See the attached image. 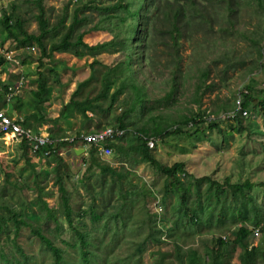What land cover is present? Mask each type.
I'll list each match as a JSON object with an SVG mask.
<instances>
[{"label": "rangeland", "instance_id": "1", "mask_svg": "<svg viewBox=\"0 0 264 264\" xmlns=\"http://www.w3.org/2000/svg\"><path fill=\"white\" fill-rule=\"evenodd\" d=\"M12 1L0 0V11L10 8ZM15 1L27 17L28 30L36 31V22L32 18L35 7L24 0ZM81 1L93 5L112 0ZM149 1L144 0L145 5ZM74 2L45 0L48 25H54L61 15L68 22ZM197 2V5L186 6L185 15L179 20L181 32L173 30L168 22L164 25L159 10L148 9L146 21L152 28L137 26L139 33L146 34L142 39H135L126 46L109 45L81 57L76 50L65 49L41 58L35 43H23L9 36L0 23V109L9 114L14 112L13 115L18 111L23 118L30 115L32 129L42 133L73 135L78 130L99 129L125 104L119 101L117 107L94 120L84 119L72 108L64 115L60 112L64 104L70 102L76 83L90 76L87 63L92 58H96L103 69L131 60L130 53L133 52L136 75L150 79L145 82L148 98L143 107L135 108L132 113L137 120L162 114L171 130L176 126L175 120L204 112L207 117H218L217 124L222 129L219 133L216 128H206L200 122L198 126L203 130L195 132V124L181 122L178 126L190 134L168 132L154 139L150 146L153 155L166 165L182 161L185 169L182 178L199 181L201 191L213 187V180L223 182L228 178L234 183L249 179L255 184L249 192L262 202L264 208V122L255 110L246 109L247 114L241 115L244 127L237 131L233 129L235 118L228 115L247 83L254 93L264 87V0H238L235 17L229 14L227 0ZM207 12L209 16L205 17ZM99 17L98 12L90 10L88 19L74 25L71 38L75 39L83 32V39L89 43L110 39L117 28H113L108 20H98ZM50 70H54L58 78ZM203 70L206 76L201 73ZM40 72L47 75V90L38 95L35 90ZM121 78L122 74L115 75L116 82L110 86V92ZM94 81L91 79L88 84H82L81 91L72 98L79 100L88 92L95 94L99 79L96 84ZM87 149L65 155V183L73 209L70 227L60 192L52 179L54 161H49V157H37L28 144L22 147L21 140L16 137L0 136V215L5 218V222L1 220L0 264H54L51 249L42 244L28 226L21 227L18 232L14 230L13 222L7 218L5 204L12 205L44 229L61 248L62 264H83L77 231L89 233V246L94 250L92 264H178L175 241L184 251L191 246L198 248L201 261L209 263L205 249L211 236L218 233L226 235L233 247L229 259L237 261L241 247L233 244V238L240 222H232L230 218L222 222L208 218L205 201L201 200L200 220L189 223L178 208V194L174 190L165 193L168 179L165 173L156 171L149 164L133 165L127 160L122 161L113 148L111 154L99 158L124 172L119 181L111 178L109 173L101 174L100 168L89 162ZM28 157L42 171L40 178L28 176ZM39 194L56 209L59 229L54 227V220L45 218L40 211L36 201ZM91 209L97 217L91 214ZM148 210L154 211L155 216L149 218ZM172 223L179 238L156 229L158 226L166 229ZM249 223L246 221L248 226ZM150 231L160 233L161 241L146 240L142 249L137 250L138 243ZM246 242L261 244L262 236L249 231Z\"/></svg>", "mask_w": 264, "mask_h": 264}, {"label": "trees", "instance_id": "2", "mask_svg": "<svg viewBox=\"0 0 264 264\" xmlns=\"http://www.w3.org/2000/svg\"><path fill=\"white\" fill-rule=\"evenodd\" d=\"M24 1L35 7L32 18H34L36 22V31L28 30L27 17L23 16V12L20 11V4L15 0L10 3V8L6 7L1 9L0 23L9 36H13L23 43H35L40 50V55H42L41 58L48 57L55 51L65 49L76 50L77 55L81 57L88 55L87 52L95 53L99 49L109 45L115 46L120 43L126 46V43L131 44L135 39H142L146 34L139 33L137 31V26H145L147 28L149 26L150 29L152 28V25L146 21L147 17L145 12L148 9L155 12L159 10L165 20L163 24L165 25V23L168 22L170 26L173 27V30L181 32L179 20L184 17L185 11L187 10L186 6L188 4H198L197 0H151L147 5H145L144 0H112L107 3H94L91 5L81 0H75L68 22L65 21L64 15H61L54 25L49 26L45 15V0ZM162 2H165L164 5L161 4ZM227 2L230 16L233 15L235 17L238 0H227ZM158 5L160 7H158ZM92 9L98 12L100 16L98 20H108L110 25H112L113 28H117V30L110 39L104 41L89 43L83 39V32L78 33L75 39H72L71 36L74 25L88 19L89 11ZM207 16H209L208 12L205 17ZM162 31L163 30H160L161 33ZM80 47H82V49ZM130 56L131 60L129 61H121L110 67L102 66L103 69L100 68L101 65L99 61L96 58H92V61L87 63L91 70L90 76L76 83V86L71 92L70 102L64 104L63 110H61L60 113L64 115L67 111L70 112L72 108L73 110L79 111L84 119L94 120L97 116L107 113L117 107L119 101L120 103H124L125 106L120 112L114 115V117L107 119L104 126L112 125L114 127L123 128L126 131L124 134L116 136L114 139L104 141L103 143L105 146L111 148L112 152L114 148L122 161L127 160V162L133 165L137 163L149 164L156 171L165 173L168 177L165 182V193L174 190L178 194V208L183 215L187 217L189 223H197L200 220L202 212L199 202L201 200L205 201V208L208 210L206 213L208 218L212 220L215 218L216 221L219 222L230 218L232 222H240L235 229V237L233 238V244L241 247L236 262L229 259V251L233 247L227 240L226 235L218 233L211 236L210 244L205 249V255H207L209 263L201 261L198 248L191 246L184 251L183 246L175 241L176 246L174 248L178 264H264V245H262V243L264 244V208L262 202L249 192V190L254 187V182L249 179L234 183L229 182L228 178H225L223 182L213 180L211 181L214 183L213 187H206L204 191H201L199 181H190L185 180L184 177L182 178L181 174H185L182 161H175L171 165L161 163L155 155H153L150 147L151 145L148 143V139H153L154 141V139L161 138L168 134V132L179 133L184 131L186 134H190L187 129H181L178 126L181 122H192V124H195V132L203 130V128L201 129V127L198 126L201 122L205 124L206 128H216L220 133L222 129L217 124L218 117H211L210 115L207 117L204 115V112L196 113L193 117L185 116L175 120L176 126L171 130L168 129L169 125L163 121L162 114H151L143 121L137 120L136 116L132 113L135 108L138 109V107H143L145 100L148 98V87H146L145 82L150 81V79L138 77L136 75L133 64V52L130 53ZM95 64L99 66H94ZM118 66H120V68L116 70L115 67ZM49 72L58 78V74L54 72V70H50ZM201 73L205 74L204 76L207 75L204 70ZM116 74H122V78L117 87L110 92V86L116 82H114ZM46 79L47 75L40 72L37 79L36 94L41 95L47 90ZM91 79L95 80V84L99 79V87L96 93L89 95L88 92L79 100L72 98L73 94L75 95L81 91L82 84H88ZM248 85L247 83L245 89L240 91L241 107L249 111L255 110L254 112L259 113L264 122V87L259 90L260 92L254 93ZM94 87H96V85ZM166 94L169 95L170 92L167 91ZM119 95L122 96L121 99ZM89 111L91 112L90 115ZM16 113L19 114L18 111H16ZM29 116L30 115L25 116L22 123L24 126L32 128ZM233 117L236 120V126H234L233 129L237 131L241 130L244 127L241 113L235 112ZM97 129L98 128L82 131L88 132ZM80 132L79 130L76 131L77 134ZM48 133L51 135L53 134L50 131ZM26 144L29 143L22 139L21 146L25 148ZM78 144L85 147L84 142L56 141L53 145L54 151L48 156L49 161H54L51 167L52 179L60 192L63 212L70 227H72L73 222V209L70 203V193L65 183L67 177V171L64 168L66 164L65 154L60 153V151L62 150L65 152L68 148H73ZM87 148L86 152L89 156V162L91 164H96L100 168L99 172L101 174L109 173L111 178L119 181L121 180L124 172L118 171L113 165L105 161L102 162L99 158L100 155L95 151L93 146ZM36 154L37 157L41 158L42 149L36 151ZM27 160L30 165L28 176L32 174V177L40 178L42 176V171L37 168V163L30 161V157H28ZM36 201L40 211L43 212V216L54 220V227L59 229L60 221L57 217L56 209L50 206L40 194L36 198ZM124 205H121V207ZM3 206L7 211V218L13 222L16 232H18L21 227L28 226L30 231L39 238L40 242L51 249L54 257V264L63 263L61 248L53 243L52 239L45 234L41 226L35 225L30 219L26 218L25 215L12 207V205L5 204ZM154 213V211L148 210L149 218L154 217ZM91 214L95 217L98 216L94 212V209H91ZM1 220L5 222L3 215H0V231L2 229ZM246 221L251 222L249 226L246 224ZM222 226L223 225H218L217 227ZM173 227L174 224L172 223L166 229L159 226L156 227V229L162 234L179 238L180 236L177 230H174ZM255 229L262 236L261 244L246 242L249 231H254ZM77 233L80 261L83 264H92L94 250L89 246V233L87 231H77ZM161 238L160 233L156 234L154 231H150L143 237L142 241L138 243L137 250L142 249L144 241H161ZM3 258L7 260L5 255H3Z\"/></svg>", "mask_w": 264, "mask_h": 264}, {"label": "built area", "instance_id": "3", "mask_svg": "<svg viewBox=\"0 0 264 264\" xmlns=\"http://www.w3.org/2000/svg\"><path fill=\"white\" fill-rule=\"evenodd\" d=\"M237 104L234 109L228 113V115H234L235 112L247 114V110L241 107V96L238 93ZM23 117L21 115L9 114L5 110L0 109V136H7L9 138L16 137L19 140H25L28 142L31 151L42 149V157H48L53 149V145L56 141H69V142H84L85 146H93L95 151L100 155H109L112 149L105 146L103 143L106 140L114 139L116 136L122 135L125 129L114 127L112 125H106L100 129L94 131H81L80 133L70 134H49L34 131L30 127H26L22 123ZM149 145H153V139H148ZM60 153H62L60 151ZM254 231L257 232L255 229ZM224 237V236H223Z\"/></svg>", "mask_w": 264, "mask_h": 264}, {"label": "water", "instance_id": "4", "mask_svg": "<svg viewBox=\"0 0 264 264\" xmlns=\"http://www.w3.org/2000/svg\"><path fill=\"white\" fill-rule=\"evenodd\" d=\"M84 150V147H79V148H68L65 152V155H70L73 152L74 153H80Z\"/></svg>", "mask_w": 264, "mask_h": 264}, {"label": "clouds", "instance_id": "5", "mask_svg": "<svg viewBox=\"0 0 264 264\" xmlns=\"http://www.w3.org/2000/svg\"><path fill=\"white\" fill-rule=\"evenodd\" d=\"M76 147H79V146H77V145H76V146H75V147H73V148H76ZM71 148H72V147H71ZM84 148H86V146H85ZM61 152H62L63 154H65V152H66V151H65V152H63V151L61 150ZM43 158H46V157H43Z\"/></svg>", "mask_w": 264, "mask_h": 264}]
</instances>
